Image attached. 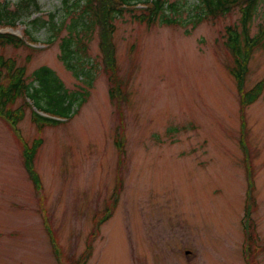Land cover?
I'll list each match as a JSON object with an SVG mask.
<instances>
[{"label":"rangeland","instance_id":"374dc122","mask_svg":"<svg viewBox=\"0 0 264 264\" xmlns=\"http://www.w3.org/2000/svg\"><path fill=\"white\" fill-rule=\"evenodd\" d=\"M6 1L12 8L18 0ZM165 1L176 24L148 25L128 13L112 21L127 96L121 123L97 31L87 42L84 78L59 58L69 16L51 42L46 25L34 31L35 47L0 46V56L25 66L28 81L45 65L68 91L86 92L55 125L38 129L32 108L18 132L0 117V264H264V88L254 102L240 103V92L264 77V43L248 57L239 92L225 43L228 26L241 31L239 11L193 27L197 0ZM38 2L26 22L63 16L61 0ZM26 22L0 31L20 37ZM248 27L250 36L264 27V0ZM37 138L33 166L42 185L35 189L22 144Z\"/></svg>","mask_w":264,"mask_h":264},{"label":"trees","instance_id":"16d2710c","mask_svg":"<svg viewBox=\"0 0 264 264\" xmlns=\"http://www.w3.org/2000/svg\"><path fill=\"white\" fill-rule=\"evenodd\" d=\"M258 3L259 0H197L195 7L198 11L195 14L193 27L203 18L225 15L233 9L239 11L241 31L238 32L235 26H228L226 28L228 35L225 41L233 59L230 73L236 80L239 92L242 88L243 76L247 72L246 62L248 57L252 50L259 44L262 45L264 43V27H261L254 36L248 34V26ZM61 4L63 16L60 15V18H57L54 15L55 13L52 12L46 20L36 16L26 22L33 11H40L41 6L38 0H18L12 8L8 6V1H1L0 27L16 26L15 22L20 19V21L26 22L30 28L25 29L21 37L7 32H0V46L27 47L29 45L26 44V40L36 41L34 31L39 30L41 27L46 28V25H48L47 29L49 31V38L46 42H51L59 31L65 28L64 19L69 16L70 21L67 23L68 35L60 38L61 53L59 58L65 68L70 70L74 76L84 78V74L86 75L87 42L90 41L93 31H97L102 68L109 84L108 97L111 103L117 105L116 116L119 119V123H121L123 114H121L120 102L124 101L127 96L123 91V80L118 75L112 21L115 17L128 13L148 25L156 21L166 25H173L178 21L174 17L169 16L168 12L175 10L174 5L170 4L167 6L165 0H61ZM138 4H143L145 7H135ZM135 11L141 13L136 14L134 13ZM29 57L30 54L27 55L26 60H29ZM25 74L24 65L16 67L13 61L0 56V117L8 122L15 132L17 123L22 119L25 108L33 109L35 107L50 116L68 118L71 116L70 110L73 104L76 103L80 106L85 101L86 92L75 94L68 91L63 82L48 66L42 65L34 69L29 81ZM87 85H90V82H87ZM263 88L264 77L250 90L240 92L241 106L244 107L254 102L261 94ZM18 99L21 100V103L13 108L14 103ZM42 102L45 103V106ZM31 120L38 129H41L45 124L55 125L59 122L57 119L40 116L33 110L31 111ZM115 134V146L122 152L121 133ZM41 142L42 139L37 138L30 146L27 143L22 144L23 166L35 189L40 188L42 185L39 174L33 166V160ZM246 170L248 177H250L251 168L249 164H246ZM249 187L250 190L254 189V182L251 178ZM248 200L250 202L247 207L250 209L254 205L251 194L248 196ZM249 209L245 212L246 230L253 229L251 221H249ZM51 239L52 243H55L52 237Z\"/></svg>","mask_w":264,"mask_h":264}]
</instances>
